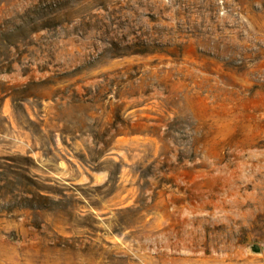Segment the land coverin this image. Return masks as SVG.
I'll return each instance as SVG.
<instances>
[{"label":"rangeland","instance_id":"1","mask_svg":"<svg viewBox=\"0 0 264 264\" xmlns=\"http://www.w3.org/2000/svg\"><path fill=\"white\" fill-rule=\"evenodd\" d=\"M0 264H264V0H0Z\"/></svg>","mask_w":264,"mask_h":264}]
</instances>
